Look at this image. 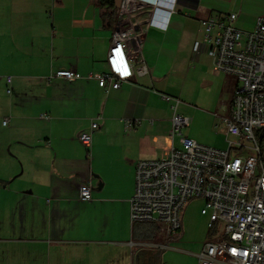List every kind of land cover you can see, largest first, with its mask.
<instances>
[{
    "label": "crops",
    "instance_id": "1",
    "mask_svg": "<svg viewBox=\"0 0 264 264\" xmlns=\"http://www.w3.org/2000/svg\"><path fill=\"white\" fill-rule=\"evenodd\" d=\"M113 1L118 16L110 26L99 0H0V264L161 263L158 235L136 237L130 200L136 164L161 159L169 148L174 105L166 96L178 101L177 114L192 109L224 126L225 145L212 148H227L224 120L237 81L193 45L211 15L237 13L236 27L252 31L264 0H234L230 10L178 0L175 12L156 11L162 29L150 25L151 7L130 2L122 11L125 0ZM123 22L135 34L126 50L133 76L118 89L102 88L87 75L108 72ZM60 69L83 78H55ZM93 122L98 129L87 149L79 138ZM174 145L180 148L178 137ZM88 184L92 200L83 202L80 188ZM186 212L174 241L184 234Z\"/></svg>",
    "mask_w": 264,
    "mask_h": 264
},
{
    "label": "built area",
    "instance_id": "2",
    "mask_svg": "<svg viewBox=\"0 0 264 264\" xmlns=\"http://www.w3.org/2000/svg\"><path fill=\"white\" fill-rule=\"evenodd\" d=\"M130 2L151 7L149 23L162 29L165 24L155 20L156 11L175 12L178 0H125L122 11ZM237 18V13L230 12L202 20L203 40L193 45L194 53L211 59L214 70L237 81L231 116L224 120L227 148L208 147L185 137L183 129L190 119L176 113V101L166 154L158 160L139 161L135 167L132 226L155 224L159 236L168 239L182 230L187 204L195 199L204 202L201 214L207 217L215 240L205 244L199 264H264V13L252 31L238 29ZM134 38L133 27L121 23L109 49L108 72L90 73L87 78L97 79L102 88L109 84L118 89L128 82L133 71L126 50ZM138 73H146V67ZM53 76L67 81L83 78L72 69L57 70ZM11 81L6 78L7 84ZM7 93H11L9 88ZM97 129L98 123L93 122L80 135L87 149ZM177 137L180 148L174 145ZM91 192L90 184L82 186L80 200L91 201ZM159 247L166 249L167 245Z\"/></svg>",
    "mask_w": 264,
    "mask_h": 264
},
{
    "label": "rangeland",
    "instance_id": "3",
    "mask_svg": "<svg viewBox=\"0 0 264 264\" xmlns=\"http://www.w3.org/2000/svg\"><path fill=\"white\" fill-rule=\"evenodd\" d=\"M205 2L210 5L220 4L219 6L223 7V9L230 10L233 7L234 0H205ZM243 17L245 18L244 21H246L244 28L249 29L251 27V13L244 11ZM171 101L173 105L176 104V100ZM191 111L185 113L187 116L183 115L190 119L189 126L184 130L183 134L187 135L190 133L200 144L207 146L219 147L223 146V144L225 145V140L222 136L225 134V127L218 128L215 125V121H212L206 114L192 109ZM202 206V200H195L187 205L184 234L180 240L174 241L173 237L165 239L158 235V240L153 244L158 246L167 245L166 249L161 250L160 264H199L198 255L203 247L206 243L215 240L213 231L208 227L207 217L202 216L200 213Z\"/></svg>",
    "mask_w": 264,
    "mask_h": 264
},
{
    "label": "trees",
    "instance_id": "4",
    "mask_svg": "<svg viewBox=\"0 0 264 264\" xmlns=\"http://www.w3.org/2000/svg\"><path fill=\"white\" fill-rule=\"evenodd\" d=\"M99 6L102 11L104 22H110V26L116 23L118 10L115 7L113 0H99ZM134 232L140 241H149L156 235H159V227L155 224H135Z\"/></svg>",
    "mask_w": 264,
    "mask_h": 264
},
{
    "label": "flooded vegetation",
    "instance_id": "5",
    "mask_svg": "<svg viewBox=\"0 0 264 264\" xmlns=\"http://www.w3.org/2000/svg\"><path fill=\"white\" fill-rule=\"evenodd\" d=\"M151 264H158V261H152V263Z\"/></svg>",
    "mask_w": 264,
    "mask_h": 264
}]
</instances>
